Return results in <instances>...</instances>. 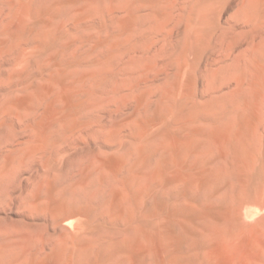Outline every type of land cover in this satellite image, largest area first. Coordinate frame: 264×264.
<instances>
[{"label": "bare ground", "instance_id": "1", "mask_svg": "<svg viewBox=\"0 0 264 264\" xmlns=\"http://www.w3.org/2000/svg\"><path fill=\"white\" fill-rule=\"evenodd\" d=\"M107 1L0 0V201L31 208L4 210L0 264H264V0L247 62L228 0ZM157 34L182 40L159 95Z\"/></svg>", "mask_w": 264, "mask_h": 264}, {"label": "rangeland", "instance_id": "2", "mask_svg": "<svg viewBox=\"0 0 264 264\" xmlns=\"http://www.w3.org/2000/svg\"><path fill=\"white\" fill-rule=\"evenodd\" d=\"M179 1L181 3L183 0H179ZM242 1H245V0H228L227 3L225 4L224 10H223V18L222 19L225 21H233L232 17H234V40L236 41L237 44L235 43V45H234V50L231 53V57H234V61H237V59L238 60L240 59L241 61L246 60L244 62H247L250 60V56L248 54L249 38L247 35H245L243 33L244 28H245V27H243L244 26L243 21L240 20L237 16L239 9L242 8L241 7L242 5H240L242 3ZM100 4L104 8L109 7L107 0H100ZM74 10H76V9L72 8V13L75 12ZM243 10H245V9H243ZM242 13L243 12H240L238 14L239 17L242 16L241 15ZM175 15H176V18H178L177 17L178 10H176ZM237 18H238V20H236ZM175 22L176 23L179 22L178 19ZM182 24L185 26L187 25L186 23H183V22H182ZM172 27H173L172 25H168L167 27H165L162 30V33L172 34ZM88 33H90V32H88ZM80 34H84V33L80 32ZM80 34L76 33V35L72 36V39L76 42V46L78 47L79 50H84V48L87 47V45L83 44L82 43L83 41H81V39H79L78 36H80ZM157 37H160L161 39L156 40V42L154 43L153 49H156L157 52L153 55L154 61H153L152 67L151 68H143V66H140L138 69V73H137L136 77L138 78V80L140 81V83L143 86H147V85L151 84L153 86V89H152L153 93L156 95H159V94L163 93V91H164V88H165V84H164L165 81L164 80L167 79V75L173 69H175V66H176V61L174 60L175 57L170 55L168 53V50L176 48L178 45L181 44L182 40L179 39L177 41L175 40V41L169 43L168 41L163 40L161 35L157 34ZM221 56H222V53L218 52V54H216V56H214V57L219 58ZM81 69H82V67L78 68V71H81ZM201 76H199V81L197 83V87H199L201 89L203 88L205 90L204 93L208 94L210 92L209 84H211V77H209V76L207 77L205 75H203L202 77ZM234 86H235V78H234ZM205 97H207V95ZM131 103H133V99L131 96L127 97L126 99H123V101L121 103L122 104V111L120 114L122 117H128V115H129L128 105H130ZM112 105H115V103ZM107 119L109 120L110 117H107ZM235 120L236 119L234 116V121ZM9 134L12 135L11 133H9ZM22 170L24 172H22ZM22 170H21L22 176L28 175L30 173L29 172L30 170H28V168H25ZM17 182H18V184H17ZM19 182H20L19 178L17 180V177H14L10 181V186H13L14 188H16L17 187L16 185H19ZM7 202H9V203H7ZM30 209L31 208L27 205H23V204L19 205V203L17 201L10 202V200H8V199L3 200L2 202L0 201V211L2 212V213L0 212V223L1 222L5 223V225H4V223L3 224L1 223L0 225L6 226L7 225L6 223H8V221H6L2 218L4 210L5 211L7 210V212L8 211L11 212L10 214L16 218L18 213L25 212V211L27 213L30 211ZM263 216H264V212L261 209H259L257 214L249 216L248 219L250 221H253V222H258L259 220H261V218ZM72 218L73 217H69L68 220L70 219V222H74L75 218H73V219ZM222 259L224 260L225 264H243L246 261L245 259H247V258L245 256V254L239 250V251H235L232 253L223 252L222 253Z\"/></svg>", "mask_w": 264, "mask_h": 264}]
</instances>
